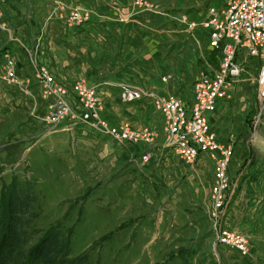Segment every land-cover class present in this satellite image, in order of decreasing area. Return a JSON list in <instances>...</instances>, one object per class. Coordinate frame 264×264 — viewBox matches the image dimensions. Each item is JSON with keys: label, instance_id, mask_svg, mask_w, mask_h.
<instances>
[{"label": "crops", "instance_id": "1", "mask_svg": "<svg viewBox=\"0 0 264 264\" xmlns=\"http://www.w3.org/2000/svg\"><path fill=\"white\" fill-rule=\"evenodd\" d=\"M56 1L5 0L6 26L0 28V91L10 94L6 100L12 102L15 108L46 110V100L41 96L32 58L39 65L46 66L65 85H71L79 77H86L92 82L107 80L113 84L143 82L157 92L182 95L185 92L178 93L179 81L189 87L195 80L197 65L189 60L190 56L177 57L174 51L159 43L157 32L153 29L155 24L144 13H158V5L151 0L140 4L137 0H60L65 6H59ZM88 6L95 11L88 21L82 25L67 24L66 18L71 11L83 13L82 10ZM5 54L14 60L19 75L17 83H9L2 78ZM164 75H170L166 83L161 80ZM101 96L106 107L104 117L110 124L128 121L141 130L159 128L161 115L150 100L126 102L120 97L117 86L106 85L101 90ZM244 113L220 101L216 111L210 114V121L225 140H232L242 147L241 141L246 140L243 137L250 125ZM27 119L29 122L33 117ZM37 125L44 130L36 136L37 140L31 144L33 146L48 144L45 149L61 155L67 143L75 141L76 148L70 146V150H79L86 160L98 159L93 155L96 152L107 166L128 164L137 176L135 185L140 188V193H149V198L160 205L156 208L150 206L149 215H153V219L138 216L137 224L142 225L144 231L148 229L147 234L152 241H159L155 248L162 247L164 241L161 251L171 253L170 257H178L168 262L214 264V252L219 247L215 243L217 238H213L216 232L210 215L215 174L213 168L207 167L206 156L201 157L189 172V168H182L187 165L185 162L182 161V164L171 152H161L157 144H122L82 122L65 121L54 130L43 120L37 121ZM141 145L147 146L146 149ZM143 153L149 154L148 164L143 160ZM239 163L240 159L235 157L229 168L231 200L224 228L245 232L252 242L247 254L221 243V256L226 254L230 257L229 264H264V176L258 174L252 178V169L238 170ZM205 178L207 187L203 185ZM179 183L187 191L192 189L194 198L203 199L204 205L209 204L205 207L209 215L206 226L200 227L198 222H194L191 213L197 210L196 205L190 203L185 207L183 201L187 198L182 191L186 190H177ZM179 202H182L181 206ZM165 218L171 228L168 234L163 235ZM175 224L186 227L177 232ZM178 239L186 253L181 251L183 249L175 250L174 243Z\"/></svg>", "mask_w": 264, "mask_h": 264}, {"label": "rangeland", "instance_id": "2", "mask_svg": "<svg viewBox=\"0 0 264 264\" xmlns=\"http://www.w3.org/2000/svg\"><path fill=\"white\" fill-rule=\"evenodd\" d=\"M61 2L65 6V3ZM151 2L158 5V13L150 11L144 13L155 24L153 29L157 32L159 43L167 50L174 51L177 57L185 58L188 54L191 58L189 60L197 65L196 78L189 87L181 81L178 83V93L181 94L183 90L185 93L181 96L191 98L193 84L199 71L208 66L218 68L221 55L219 50L212 51L209 48L203 31L200 29L195 32L191 31L186 23L190 20H201L207 13L206 7L215 0H151ZM56 3L59 4L58 1ZM4 5L5 0H0V10L5 19ZM82 11L84 12H78L83 16L87 14L91 17L95 13L91 6ZM68 18L69 15L66 21L70 25ZM121 20L124 21V18ZM72 23L76 25L75 22ZM238 57L243 62L244 70L235 81L233 97L224 102L229 105V108L245 112L246 120L250 121L246 129L248 133L243 137L247 141H241L243 146L239 147L232 140L230 142L234 143L235 148L233 160L235 157L240 159L237 169H248V171L252 169V178H254L258 174L264 176V99L259 94L257 81L261 61L256 57L247 56L244 50ZM6 61L7 58L4 55L3 75ZM9 95L5 91H0V192L2 186L9 183L13 177L21 181L36 182L38 193L35 206L36 217L27 228L28 242L24 246L25 251H28L50 228L59 226L70 236L72 256L90 252L92 264H171L168 262L170 259H178V257H170L171 253L166 254L161 251L165 244L164 241L162 247L155 248V244L159 241H152L150 235L147 234L148 229L144 231L142 225L137 224L138 216L144 217L143 219L145 217L153 219L154 216L149 215L150 206L156 208L160 205L149 198V193H140V188L135 185L137 176L133 174L128 164L124 163L117 167L107 166L100 161L96 152L97 155L95 153L93 155L98 159L94 157L86 160L79 150L75 152L70 150V146L76 148L75 141L67 143L61 155L49 151L48 148L45 149L48 144L31 145L37 140L36 136L44 130L37 125V121H42L41 117L45 111L43 108H25L17 105L15 108L12 102L6 100V96H8L7 99L10 98ZM157 112L162 120L159 128H154L158 136L153 143L146 144H157L161 147V152H171L175 159L182 162L183 160L167 147L166 136L162 131L163 116L159 111ZM29 116L33 117L34 121L28 122ZM121 123L111 125L117 126ZM139 142L144 143L145 141ZM139 142L120 143L136 144ZM141 146L144 150L147 147ZM143 154V160L148 164L149 154ZM144 156L147 158L145 159ZM205 159L208 162L207 167L214 169L213 161L208 157ZM196 162L193 164L185 162L187 167L183 165V170L189 168L191 172ZM206 180L205 178L203 185L207 187ZM180 185L179 183L177 190H186ZM191 190L182 191L184 198H187L183 204L187 208L190 203H194L197 208L194 214L191 213L195 218L194 222H198L200 227L206 226L209 215L208 208L205 210V207L209 204L204 205L203 199L194 198ZM179 204L181 206L182 202ZM214 206L213 199L211 218H213ZM118 215L119 219H117ZM166 219L162 224L163 235L168 234L171 228L169 220ZM222 225L226 226L224 219ZM174 227L177 228V232H181L186 226L175 224ZM241 234L248 240L250 248L252 241L249 235L245 232ZM213 238L215 240L217 237L213 235ZM215 243L219 247L214 252V264H229L230 257L226 254L223 255L224 257L221 256L220 244L222 242L216 239ZM174 245L175 250L185 251L179 239ZM178 263L174 262V264Z\"/></svg>", "mask_w": 264, "mask_h": 264}, {"label": "built area", "instance_id": "3", "mask_svg": "<svg viewBox=\"0 0 264 264\" xmlns=\"http://www.w3.org/2000/svg\"><path fill=\"white\" fill-rule=\"evenodd\" d=\"M57 1L60 6H64L60 0ZM136 2L140 4L145 1ZM206 12L201 20H190L186 24L191 31H203L209 48L212 51L219 50L221 58L218 68L208 66L199 71L191 98L157 92L143 82L113 84L79 77L71 85H65L46 66L39 65L32 58L41 96L46 100V110L41 119L51 130L65 121L82 122L119 142L143 140L153 143L158 136L155 130L147 127L141 130L128 121L114 126L103 117L106 107L101 90L105 85L117 86L120 97L126 102L150 100L154 109L163 116L162 131L168 148L188 164L195 163L203 156L213 161L215 206L212 219L217 240L247 253L249 242L243 234L222 225L231 200L229 168L235 148L234 143L225 140L213 129L210 114L216 111L220 101L233 97L235 81L244 70L243 62L238 59L242 50L247 56L261 61L257 81L259 94L264 99V0H215L206 7ZM84 16L77 10L71 11L68 23L80 25L90 18L87 14ZM5 26L0 10V28ZM5 57L7 61L3 78L9 83H17L19 75L14 60L9 54H5ZM169 77L162 76V82H167Z\"/></svg>", "mask_w": 264, "mask_h": 264}, {"label": "trees", "instance_id": "4", "mask_svg": "<svg viewBox=\"0 0 264 264\" xmlns=\"http://www.w3.org/2000/svg\"><path fill=\"white\" fill-rule=\"evenodd\" d=\"M35 181L17 177L0 192V264H92L90 252L72 256L69 234L61 227L46 231L28 250L27 228L36 217Z\"/></svg>", "mask_w": 264, "mask_h": 264}]
</instances>
